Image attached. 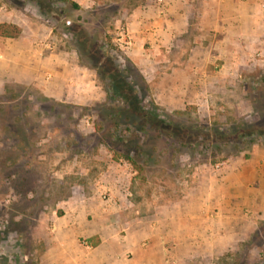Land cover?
Wrapping results in <instances>:
<instances>
[{
	"label": "rangeland",
	"instance_id": "obj_1",
	"mask_svg": "<svg viewBox=\"0 0 264 264\" xmlns=\"http://www.w3.org/2000/svg\"><path fill=\"white\" fill-rule=\"evenodd\" d=\"M89 1L76 10L61 0H0V22L18 19L28 53L53 49L59 59L72 58L81 67L66 69L58 79L52 73V96L20 83L0 92V264H56L47 255L60 240L84 253L72 256L92 252L84 248L90 239L62 230L70 221L69 206L76 215L87 199L107 201L110 183L123 188L126 198L144 201L146 213L148 201L176 197L195 168L248 160L255 147L264 149L262 58L239 68H202L181 90L185 75L173 69L186 68H138L125 55V14L141 0L119 6L100 1L94 8ZM48 71L42 68L45 76ZM172 79L178 85L173 91ZM114 163L128 170L125 186L109 178ZM248 218L256 225L241 241L181 264H264V217Z\"/></svg>",
	"mask_w": 264,
	"mask_h": 264
},
{
	"label": "crops",
	"instance_id": "obj_2",
	"mask_svg": "<svg viewBox=\"0 0 264 264\" xmlns=\"http://www.w3.org/2000/svg\"><path fill=\"white\" fill-rule=\"evenodd\" d=\"M72 1L83 8L82 2L88 4ZM100 1L113 4L89 2L95 7ZM141 1L125 14L129 17L122 35L125 55L138 68H186L173 69L175 75H185L186 84L178 86L172 79L169 90L185 89L202 68H239L257 57L262 58L257 65H264V0ZM16 19L0 24L22 27ZM21 39L0 38V92L8 83H20L52 96L56 78L52 73L58 79L68 68H81L72 58L59 59L53 49L28 53ZM42 68L50 70L48 79ZM114 164L109 166L115 167L114 178H109L125 186L128 170ZM181 185L170 200L156 204L147 200L150 207L144 213L140 208L144 201L126 198L120 186L110 183L107 201L87 199L78 205L76 215L75 206L73 210L69 206L70 221L62 230L67 236L90 239L84 248L92 252L72 256V251L84 253L78 245L60 240V247H52L47 256L56 264H181L188 257L224 250L254 231L256 223L249 213L255 219L264 217V149L255 147L248 160L201 165ZM127 204L133 207L129 212ZM87 215L94 219L89 221ZM122 231L126 235L119 237ZM122 253L133 256L120 261Z\"/></svg>",
	"mask_w": 264,
	"mask_h": 264
},
{
	"label": "trees",
	"instance_id": "obj_3",
	"mask_svg": "<svg viewBox=\"0 0 264 264\" xmlns=\"http://www.w3.org/2000/svg\"><path fill=\"white\" fill-rule=\"evenodd\" d=\"M61 1L64 3L70 4L76 10L80 9V6L72 0H61ZM126 1L129 2L130 0H112L113 4L117 5V6L123 4V2H126ZM117 15H118V13H115V18H117ZM21 34H22V29L20 27H18L17 25L8 24V23H1L0 24V38H2V39H18L21 36ZM111 49L114 50L115 48L112 47ZM108 77H111V75H109ZM5 92H7V88H5ZM186 112H187V109L185 112L179 111V112H176L175 114L176 115H185ZM127 121H132V120H131V118L128 117ZM132 122H133V125L140 127L139 121L133 120ZM155 123L157 124V122H155ZM161 127H163V126H161ZM121 157L124 160H126V162L130 163L136 171H141L138 164L135 162V160L130 155H123ZM114 160L116 162H118L120 160V156L117 154L116 157H114ZM96 244L97 243H94V245H96Z\"/></svg>",
	"mask_w": 264,
	"mask_h": 264
}]
</instances>
